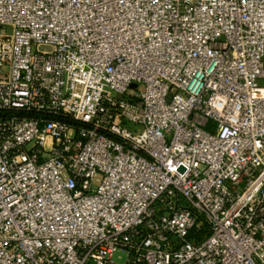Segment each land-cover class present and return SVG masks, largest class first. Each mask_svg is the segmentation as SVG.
I'll return each instance as SVG.
<instances>
[{
    "label": "built area",
    "instance_id": "obj_1",
    "mask_svg": "<svg viewBox=\"0 0 264 264\" xmlns=\"http://www.w3.org/2000/svg\"><path fill=\"white\" fill-rule=\"evenodd\" d=\"M0 28V264H264V0H0Z\"/></svg>",
    "mask_w": 264,
    "mask_h": 264
},
{
    "label": "trees",
    "instance_id": "obj_2",
    "mask_svg": "<svg viewBox=\"0 0 264 264\" xmlns=\"http://www.w3.org/2000/svg\"><path fill=\"white\" fill-rule=\"evenodd\" d=\"M53 118L65 121L72 125L77 124L74 120H71L66 116L59 115V116H54ZM208 231L209 230L207 225L204 222H200L189 230L188 238L193 239L194 241H201L207 236Z\"/></svg>",
    "mask_w": 264,
    "mask_h": 264
},
{
    "label": "rangeland",
    "instance_id": "obj_3",
    "mask_svg": "<svg viewBox=\"0 0 264 264\" xmlns=\"http://www.w3.org/2000/svg\"><path fill=\"white\" fill-rule=\"evenodd\" d=\"M0 31H4L3 28H0ZM10 30L6 28L5 32H9ZM112 261H114L117 264H121L125 261L126 259V254L123 249H118L112 254Z\"/></svg>",
    "mask_w": 264,
    "mask_h": 264
}]
</instances>
